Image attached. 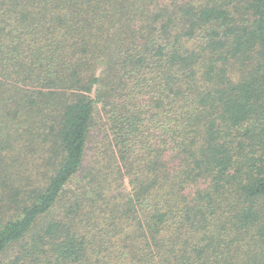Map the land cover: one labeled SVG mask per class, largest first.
Segmentation results:
<instances>
[{"label": "trees", "instance_id": "obj_1", "mask_svg": "<svg viewBox=\"0 0 264 264\" xmlns=\"http://www.w3.org/2000/svg\"><path fill=\"white\" fill-rule=\"evenodd\" d=\"M0 264H264V0H0Z\"/></svg>", "mask_w": 264, "mask_h": 264}]
</instances>
